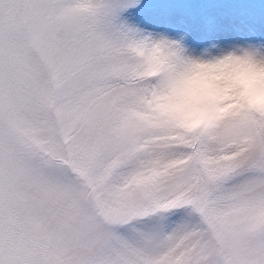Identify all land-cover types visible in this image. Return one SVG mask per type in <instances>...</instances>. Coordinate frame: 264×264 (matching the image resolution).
<instances>
[{"label":"snow or ice","instance_id":"obj_1","mask_svg":"<svg viewBox=\"0 0 264 264\" xmlns=\"http://www.w3.org/2000/svg\"><path fill=\"white\" fill-rule=\"evenodd\" d=\"M139 3L0 0V264H264V112L153 116Z\"/></svg>","mask_w":264,"mask_h":264},{"label":"clouds","instance_id":"obj_2","mask_svg":"<svg viewBox=\"0 0 264 264\" xmlns=\"http://www.w3.org/2000/svg\"><path fill=\"white\" fill-rule=\"evenodd\" d=\"M166 41L183 53L185 63L161 88L149 93V112L180 128L195 131L244 108L264 112V52L260 46L210 45L192 53L182 40ZM151 59V54H150Z\"/></svg>","mask_w":264,"mask_h":264},{"label":"rangeland","instance_id":"obj_3","mask_svg":"<svg viewBox=\"0 0 264 264\" xmlns=\"http://www.w3.org/2000/svg\"><path fill=\"white\" fill-rule=\"evenodd\" d=\"M126 16L141 34L182 40L192 53L210 45L218 46L213 51L258 45L264 52V0H140ZM156 25L158 29L151 30Z\"/></svg>","mask_w":264,"mask_h":264},{"label":"trees","instance_id":"obj_4","mask_svg":"<svg viewBox=\"0 0 264 264\" xmlns=\"http://www.w3.org/2000/svg\"><path fill=\"white\" fill-rule=\"evenodd\" d=\"M201 3H205V0H201ZM260 3V2H259ZM207 4V6L210 8V6L212 5V3H211V1L209 2H207L206 3ZM242 9H244V10H242ZM242 9H241V11H244V13L246 12V5H243V7H242ZM255 13H260V12H262L263 11V9L262 10H260V11H255V10H253ZM206 14H207V12H205V13H203V15L204 16H206ZM204 18H206V17H204ZM162 25V24H161ZM141 27H143V25L141 26ZM158 29V25H156V26H154L153 28H151V30H157Z\"/></svg>","mask_w":264,"mask_h":264}]
</instances>
